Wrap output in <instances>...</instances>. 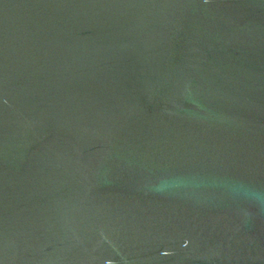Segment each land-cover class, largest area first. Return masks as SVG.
I'll return each mask as SVG.
<instances>
[{"label": "water", "instance_id": "obj_1", "mask_svg": "<svg viewBox=\"0 0 264 264\" xmlns=\"http://www.w3.org/2000/svg\"><path fill=\"white\" fill-rule=\"evenodd\" d=\"M0 264H264V0H0Z\"/></svg>", "mask_w": 264, "mask_h": 264}]
</instances>
